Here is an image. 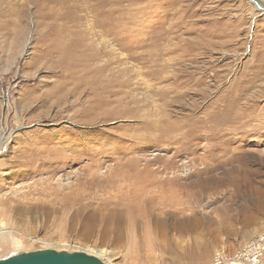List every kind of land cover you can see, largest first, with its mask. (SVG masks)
Masks as SVG:
<instances>
[{"label":"rangeland","instance_id":"obj_1","mask_svg":"<svg viewBox=\"0 0 264 264\" xmlns=\"http://www.w3.org/2000/svg\"><path fill=\"white\" fill-rule=\"evenodd\" d=\"M0 221V258L105 264H210L264 233V0H0ZM144 225L167 236L135 258Z\"/></svg>","mask_w":264,"mask_h":264},{"label":"bare ground","instance_id":"obj_2","mask_svg":"<svg viewBox=\"0 0 264 264\" xmlns=\"http://www.w3.org/2000/svg\"><path fill=\"white\" fill-rule=\"evenodd\" d=\"M62 167V166H61ZM54 169H58V167H53ZM61 169V168H59ZM175 194V193H174ZM176 195V194H175ZM180 195V194H179ZM178 195V196H179ZM177 196V197H178ZM183 198V197H182ZM188 198V197H187ZM167 199V198H166ZM179 199H177L176 201H178ZM148 202H150V200H148ZM171 202V201H170ZM181 202V201H180ZM176 203V202H175ZM179 203V202H178ZM183 203V202H182ZM166 206V203H164V207ZM169 206V205H168ZM132 207V206H131ZM130 207V208H131ZM156 207V206H155ZM144 208V207H143ZM163 208V207H162ZM169 208V207H168ZM177 208V207H176ZM19 209V208H18ZM82 209V208H81ZM84 209V208H83ZM170 209V208H169ZM184 209V208H183ZM128 210V209H127ZM136 210V209H135ZM144 210V209H143ZM134 211V209L132 210ZM182 212V210H180ZM141 212V211H140ZM171 213V212H170ZM179 213V212H178ZM103 214V213H102ZM105 214V213H104ZM117 213L115 214H111L110 215H101L98 214V213H94V212H90L88 214H84L83 213V210H76V212L74 213L73 215V218L72 220H76L77 219H80L83 223H84V226H86V231L84 233L87 234V237L91 236V237H97L99 236L100 238H102L103 240H111V241H120L123 239V231H124V227L121 228L120 227V221L118 219V216L116 215ZM174 214V213H173ZM134 215V214H133ZM136 215V214H135ZM175 215V214H174ZM179 215V214H178ZM182 215V214H181ZM180 215V217H182ZM127 216H128V213H127ZM130 216V215H129ZM131 217V216H130ZM178 217V216H177ZM197 217V216H196ZM195 217V218H196ZM179 218V217H178ZM198 218V217H197ZM196 218V219H197ZM128 219V218H127ZM137 219V218H136ZM144 219V218H143ZM186 219V218H185ZM71 220V219H70ZM189 220V219H188ZM191 221V220H190ZM190 221H186L183 220L180 221L179 225L181 227V225H185L186 226V223H190ZM193 221V220H192ZM1 222V221H0ZM128 225H130V227L132 226L133 227V223H131L132 221L129 219L128 221ZM196 222V221H195ZM2 223V222H1ZM73 223V221H72ZM82 223V224H83ZM127 225V226H128ZM169 225V224H168ZM188 225V224H187ZM190 225V224H189ZM188 225V227H189ZM194 227V226H193ZM143 232L144 235H142L140 232L136 233L134 232L133 230H130V231H127L128 234H127V238L129 239L130 243H133L132 244H136V242H134L135 239H137L139 241V243L136 245V247L132 248L133 250L131 251V253H133L132 255L135 256H138L142 250V241H144L145 238H149L151 236V234H155L156 236L159 235V236H163V237H166L167 236V233L164 229L161 228L160 231H158V233L155 232V230L153 229H150L149 226H145L143 227ZM183 228V226H182ZM186 228V227H185ZM187 229V228H186ZM155 232V233H154ZM63 240V239H62ZM136 241V240H135ZM148 242V240H147ZM89 248V247H88ZM95 256V255H94ZM139 256V257H140ZM138 257V258H139ZM141 259V258H140ZM137 260V259H136ZM137 262V261H136ZM137 264V263H136Z\"/></svg>","mask_w":264,"mask_h":264},{"label":"water","instance_id":"obj_3","mask_svg":"<svg viewBox=\"0 0 264 264\" xmlns=\"http://www.w3.org/2000/svg\"><path fill=\"white\" fill-rule=\"evenodd\" d=\"M0 264H105L98 257L83 251L39 249L17 252L0 258Z\"/></svg>","mask_w":264,"mask_h":264},{"label":"built area","instance_id":"obj_4","mask_svg":"<svg viewBox=\"0 0 264 264\" xmlns=\"http://www.w3.org/2000/svg\"><path fill=\"white\" fill-rule=\"evenodd\" d=\"M210 264H264V233L240 243L232 252L216 250Z\"/></svg>","mask_w":264,"mask_h":264}]
</instances>
